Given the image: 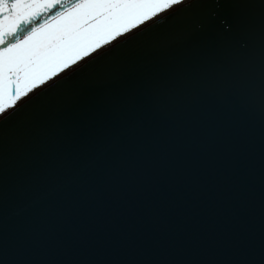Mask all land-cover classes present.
I'll return each instance as SVG.
<instances>
[{"label": "snow or ice", "instance_id": "obj_1", "mask_svg": "<svg viewBox=\"0 0 264 264\" xmlns=\"http://www.w3.org/2000/svg\"><path fill=\"white\" fill-rule=\"evenodd\" d=\"M0 264H264V0H0Z\"/></svg>", "mask_w": 264, "mask_h": 264}, {"label": "water", "instance_id": "obj_2", "mask_svg": "<svg viewBox=\"0 0 264 264\" xmlns=\"http://www.w3.org/2000/svg\"><path fill=\"white\" fill-rule=\"evenodd\" d=\"M167 16H168V13L165 14V15H163V16H161V18L158 17V18H160V19L157 18L158 20H156V21L162 20V19H164V18L167 17ZM156 21H155V20H152V21L146 23L145 25L141 26V28H147V27H149L150 25L154 24ZM147 24H148V25H147ZM134 31H137V29L134 30ZM128 35H132V32L129 33ZM125 38H126V36L123 37V38H121V39H119V40H117L116 42L119 43L120 41L124 40ZM118 41H119V42H118ZM116 42H114L113 44L109 45V46L107 47V49L110 48V47H112ZM107 49H106V50H107ZM106 50H105V51H106ZM90 58H91V57H90ZM90 58H89V59H90ZM72 70H73V69H72ZM72 70H71V71H72ZM71 71H70V72H71ZM67 74H68V73H67ZM67 74H65V75H67ZM253 227H254L255 232H256V234H257V237H258V234H259V218H258V213L254 216V219H253Z\"/></svg>", "mask_w": 264, "mask_h": 264}, {"label": "bare ground", "instance_id": "obj_3", "mask_svg": "<svg viewBox=\"0 0 264 264\" xmlns=\"http://www.w3.org/2000/svg\"><path fill=\"white\" fill-rule=\"evenodd\" d=\"M164 12H166V11H164ZM164 12H163V13H164ZM167 13H168V12H167ZM167 13L161 14V16H163V15H165V14H167ZM158 16H159V15H158ZM158 16H156V17H158ZM161 16H159V17L161 18ZM156 17H155V18H156ZM160 18H158V19H160ZM158 19L156 18L155 21L158 20ZM147 25H148V24H147ZM118 42H119V41H118ZM116 43H117V42H116ZM116 43H115V44H116ZM106 49H107V48H101V51H105ZM94 55H96V53H95ZM94 55H93V56H94ZM69 72H70V71H69ZM69 72H67V73H69ZM67 73H66V74H67Z\"/></svg>", "mask_w": 264, "mask_h": 264}, {"label": "rangeland", "instance_id": "obj_4", "mask_svg": "<svg viewBox=\"0 0 264 264\" xmlns=\"http://www.w3.org/2000/svg\"><path fill=\"white\" fill-rule=\"evenodd\" d=\"M65 71H67V70H65ZM65 71H64V72H65ZM62 73H63V72H62Z\"/></svg>", "mask_w": 264, "mask_h": 264}]
</instances>
